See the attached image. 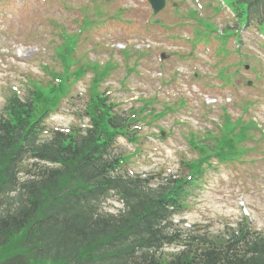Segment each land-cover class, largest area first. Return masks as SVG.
Listing matches in <instances>:
<instances>
[{
    "label": "rangeland",
    "instance_id": "374dc122",
    "mask_svg": "<svg viewBox=\"0 0 264 264\" xmlns=\"http://www.w3.org/2000/svg\"><path fill=\"white\" fill-rule=\"evenodd\" d=\"M104 1L107 2L104 3ZM134 1L137 0H67L68 3L73 5L72 9H67L62 0H48L46 3H44V0H39V3L36 0H29L26 12L20 14V17H22L26 13L24 21L16 19L14 22V18L7 20L0 17V48L7 47L11 49L10 52L0 55V109H3L7 97L11 94V85L18 86L21 96L29 92V88L32 86H26L27 77H23L25 72L32 74V78L42 82V84L52 80L50 71L62 73L64 67L59 62L56 52L61 55V51L65 47L72 49L76 45V39L79 38V32H81L82 36L86 38L82 37L77 44L75 56H78L74 59L77 66L74 65L71 69L75 70L78 67L92 69H86V79L75 82L72 88L70 83H64V92H72L63 100L57 113L51 115L50 119L47 120L48 127L52 128L51 124L74 127L89 123L87 113L84 110L91 99V88H89L88 83L95 75L93 69L100 66L99 62L95 64L93 61L95 59L92 55H94L99 58L101 63L108 61L113 63L112 70L103 82L102 89L115 90L112 95L109 94L111 101H125V103L121 102L122 106L118 107L119 110H130L132 105L142 104L139 98H143L147 99L150 106H148L149 110L153 109L152 112L155 114L165 109V101L174 107H178L183 98L187 99H184V105L179 106L174 111H169L160 120L163 124V130L167 131L164 138L159 137V133L162 134L161 129L156 127L155 122L151 123L150 118L153 114L150 115V111L147 110L143 113H149L150 118L147 117L143 121L146 125L139 132V137H141L137 143L131 142L127 137L118 138L117 144L126 152H132L135 145H139L141 148L138 150L139 156L132 158L129 164L134 171L149 173L156 171L167 175L186 173L187 168L182 164V159H195L198 155L191 146L192 132L203 134H209L208 131L217 132L213 120L224 113L221 106H227L234 118L243 116L244 119H257L264 129V75L258 77L245 73L243 75L239 74L237 82H240L241 85L233 90H220L217 87H209L208 85L218 82L209 75L203 74V77H200L201 80L187 75L193 74V71L189 70H192L194 62L183 63L184 60L177 58L175 51L188 52L189 42L186 41V38L189 39L191 36L184 32V27H181L179 23L187 21L189 30H194L195 25L193 19H186L189 16L185 14L183 18L182 15L181 18L177 16L178 12H182L181 8L177 13L172 7L165 11L166 22L173 26L169 31L173 36L169 44H163L158 48V52L163 50L166 54H169L165 57L166 66L163 75L168 76V72H173L178 65L184 68L187 74L185 76L182 74L180 84H162L160 79L161 68H159L162 61L156 57L155 52L148 57L139 59L137 58L138 55L134 53L135 50L123 52L115 48V51L113 50L111 53V51L104 49L100 41L111 43L122 41L127 44L140 41L139 43H142L150 41L148 34L161 33L162 29L157 26L148 28V30L145 28L144 31V20L148 15V10L145 3L142 2L143 0H138V4L142 2L140 6L135 4ZM226 1L227 3L231 2L232 6L234 0ZM5 2L8 3L9 8L14 7L13 4H10L12 0ZM14 3L18 4V2ZM98 3L106 5L108 11L104 10L102 13L97 14V8H100L97 5ZM125 5H130V7L133 5L131 9H127L123 14L129 20V23H126L128 25H122L123 22L114 19L111 14V12H116ZM238 6L241 7L242 3H239ZM17 11L20 12V9ZM225 18L230 20L232 17L225 16ZM54 20L60 22V25L57 22V27L60 28L62 42L61 39H54L57 33L52 24ZM101 20H104L102 25L99 23ZM216 20L222 24V17ZM89 21L94 24L90 30L87 29V22ZM83 22L85 23L82 25ZM64 29L69 34L64 33ZM85 30L88 31L85 32ZM37 32L40 36L34 34ZM145 32L146 38L144 36ZM243 39L246 42L247 54L260 58L264 64V51L258 39L256 40L249 32H245ZM59 42L61 44L58 46ZM214 44L215 42L212 43V45ZM19 45L29 48L33 52L28 57H18L13 53V50ZM231 48L234 49V46L232 45ZM218 50L221 51L222 47L220 46ZM233 56L235 60H238L237 54ZM67 60L69 62L73 61L70 56ZM137 62L140 65L138 67L141 73L137 74L134 70L129 72L127 68L137 64ZM253 63L257 65L254 59ZM44 64H46V67ZM99 68L103 70L104 67ZM208 72L211 73L212 71ZM232 73H234V69ZM76 74L80 76L82 72L78 70ZM26 75L28 76V74ZM124 78H129L134 87L140 84L142 88L137 87L134 94L127 92L122 85ZM249 78L255 81L253 87L243 84ZM27 81L35 86L38 85L30 79ZM196 81H201L203 85L201 87L197 86ZM201 89L205 90V94L211 100L213 98L218 100L211 105L205 104V95L202 94ZM154 91H157L158 100L151 102L149 99L155 95ZM131 97L135 100L138 98V102ZM245 104H247V107ZM230 131V137L232 138V128L222 125L217 137L226 136L227 139H230L228 138ZM261 132L259 130L254 131V140L245 143L247 149H244V153L240 160L236 161L235 166H232V164L230 166L221 165L218 170L207 171L205 181L200 184V187H195L192 190V194L188 199L190 204L175 221L185 218L188 223L176 224L182 225L180 227L186 231L191 230L201 234L205 230H210L212 234L223 233L228 224L236 225L239 220L244 219L243 215L247 216L245 210L240 206L241 200H243L249 214L252 215L251 224L257 227L258 230L264 231V135ZM198 148L205 152H208L209 149L206 144H198ZM230 156H232V148L228 154V157ZM116 197V195L112 197L114 198L113 203L123 205L116 201ZM7 248L8 245L3 246L0 251ZM180 248V245H171L167 247L166 253L170 256L172 252ZM8 254L10 253H6V255ZM34 264L48 263L39 261Z\"/></svg>",
    "mask_w": 264,
    "mask_h": 264
},
{
    "label": "trees",
    "instance_id": "16d2710c",
    "mask_svg": "<svg viewBox=\"0 0 264 264\" xmlns=\"http://www.w3.org/2000/svg\"><path fill=\"white\" fill-rule=\"evenodd\" d=\"M48 87V93L37 94L44 106L40 111L32 98H14L8 115L0 116V242L17 236L16 246L28 258L60 264H264V235L252 234L246 223L230 239L191 237L189 249L160 259L154 249L182 239L170 235L167 222L177 197L166 194L168 186L150 190L147 180L114 174L118 161L109 158L114 135L103 125L120 126L122 118L110 114L104 100L86 132L56 131L47 142L36 143L41 112L63 89L54 82ZM27 156L39 161L26 168L31 178L22 183L17 178ZM110 189L127 206L115 219L97 214Z\"/></svg>",
    "mask_w": 264,
    "mask_h": 264
}]
</instances>
